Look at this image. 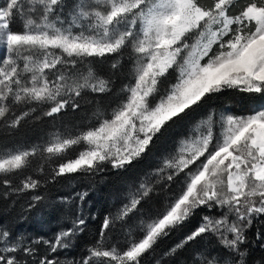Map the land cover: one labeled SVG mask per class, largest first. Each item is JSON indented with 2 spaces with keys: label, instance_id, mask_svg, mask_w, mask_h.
I'll return each mask as SVG.
<instances>
[{
  "label": "snow or ice",
  "instance_id": "snow-or-ice-1",
  "mask_svg": "<svg viewBox=\"0 0 264 264\" xmlns=\"http://www.w3.org/2000/svg\"><path fill=\"white\" fill-rule=\"evenodd\" d=\"M17 22L21 31L11 27ZM0 49L5 129L18 128L39 105L47 106L48 117L68 107L75 111L85 89L112 94L125 53L132 66L122 72L128 82L108 104L111 111L98 106L95 124L43 149L0 155V183L7 189L0 197L33 190L22 216H43L48 208L47 194L35 191L40 180L29 176L13 187L9 178L29 167L38 151L51 160L86 145L76 158L58 162L49 179L95 177L109 165L127 169L174 127L185 128L159 166L129 191L115 214L103 218L100 239L87 256L59 258L86 225L85 190L60 198L71 226L51 238L15 233L0 219V264H143L145 255L174 234L179 240L162 250L156 264L208 234L218 247L195 251L192 264H249L250 251L242 246L251 243L254 223L264 224V104L237 114L211 101L229 91L251 104L264 100V0H0ZM108 57H113L110 72L101 79L92 65ZM85 58H93L87 67ZM149 177L166 181L162 186L170 194L162 206L142 211L154 191ZM216 208L217 216L203 214ZM116 221L128 225L125 244L108 247ZM255 242L264 250L259 226Z\"/></svg>",
  "mask_w": 264,
  "mask_h": 264
},
{
  "label": "trees",
  "instance_id": "trees-1",
  "mask_svg": "<svg viewBox=\"0 0 264 264\" xmlns=\"http://www.w3.org/2000/svg\"><path fill=\"white\" fill-rule=\"evenodd\" d=\"M244 2L245 0H240L241 4ZM69 3H71V0H69ZM11 27L13 30L21 31V26L18 22L13 23ZM2 56L3 49H0V60ZM92 59L85 58L83 67L89 66V62ZM112 60L113 57H108L103 62H96L92 65L95 73L101 79L108 77ZM127 61L128 57L127 53H125L121 61L124 65L123 70L117 72L116 76L113 77L112 94H97L92 93L90 89H85L82 91L81 96L77 98L80 107L75 111L71 107H68L61 113L48 117L44 115L45 111L48 110L47 106L39 105L36 106L35 112L21 121L18 128L5 129L0 126V151L16 146L19 149L21 148V151H30L34 146L43 149L46 147L42 145V142L47 135H58L60 138L74 137L95 124L96 117L94 113H96L98 106L106 108L107 111H111V108H108V104L112 103L114 94L118 93L122 86L128 82L122 74V72H127L132 67ZM174 76L175 74H173ZM173 77H169V80H172ZM211 103L214 106L226 104L236 110L237 114H247L249 108L264 104V100H258L256 104H251L248 102L246 96L241 98L238 93L229 91L219 99L213 98ZM17 114H19V110ZM184 132V126L174 127L169 134L157 140L151 146L147 155L133 163L127 169L117 171L113 170L109 165L105 172L95 177L87 174H69L59 177L55 181L49 179V174L58 166V162H66L69 158H76L79 151L86 149V145L72 146L65 151L63 156L54 157L51 160L47 158V153L41 154L38 151L35 156L29 158V167L9 178L13 181V187L22 186L20 181L29 176L33 179L40 180L41 187L35 191H38L42 195L47 194L48 208L45 209L43 216L36 212L27 213L25 216H22V208L33 194V190L23 193H12L8 198L0 197V219L13 229L15 233H25L29 237H35L37 234H41L45 238H51L61 228L71 226L69 212L65 205L60 204V198L69 197L74 193L87 190L88 196L82 206L86 225L83 226V231L73 238L72 246L59 254L61 260H80L82 256L88 255L87 249L95 244L96 240L100 239L98 229L102 224L103 218L109 213H116L125 202V197H127L129 191H135L139 186L140 180L159 166L160 160L171 152L174 142ZM41 167H43V171H40ZM2 177L3 174H0V178ZM45 180H47V183H45ZM159 180V177H149L150 183L154 185V191L151 193V199L141 209L142 211L148 207L155 209L158 206H162L165 197L170 194L168 189L162 186L166 181H160L158 183L157 181ZM6 190V187L0 183V193ZM77 204H79V201H77ZM220 212L221 210L216 208L212 211H206L203 214L217 216ZM260 219L264 220V217ZM131 223L133 221H129V224ZM193 223H196V221H193ZM257 226L264 231V224L256 221L248 231V237L251 243L242 246L243 248H248L250 251L249 264H264V261L261 259L264 257V250L255 242ZM127 228L128 225H121L120 221H116L108 233L107 246L111 247L117 244L123 246L125 244ZM179 238V234H174L171 238L165 240L154 253H149L143 257V264H156V261L162 255V250L177 242ZM217 247V238L208 234L203 239L177 252L175 256L166 258L165 264H186V262L187 264H192L191 256L195 251H202L206 248L215 249Z\"/></svg>",
  "mask_w": 264,
  "mask_h": 264
},
{
  "label": "rangeland",
  "instance_id": "rangeland-1",
  "mask_svg": "<svg viewBox=\"0 0 264 264\" xmlns=\"http://www.w3.org/2000/svg\"><path fill=\"white\" fill-rule=\"evenodd\" d=\"M3 57H4V51H3L2 59H3ZM217 131H219V129H217ZM58 138L63 139V138L58 137V135H47L45 140L42 142V145H44L45 147L50 146L52 143H55ZM20 149L18 146L13 147V148H11V147L5 148L4 150L0 151V155H3L4 153L12 151V150H20Z\"/></svg>",
  "mask_w": 264,
  "mask_h": 264
}]
</instances>
